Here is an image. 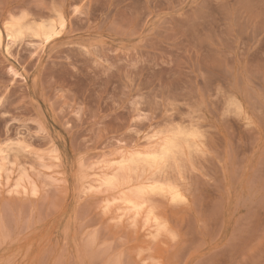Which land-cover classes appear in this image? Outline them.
Returning <instances> with one entry per match:
<instances>
[{"label":"rangeland","instance_id":"obj_1","mask_svg":"<svg viewBox=\"0 0 264 264\" xmlns=\"http://www.w3.org/2000/svg\"><path fill=\"white\" fill-rule=\"evenodd\" d=\"M0 34V264H264V0H0Z\"/></svg>","mask_w":264,"mask_h":264},{"label":"bare ground","instance_id":"obj_2","mask_svg":"<svg viewBox=\"0 0 264 264\" xmlns=\"http://www.w3.org/2000/svg\"><path fill=\"white\" fill-rule=\"evenodd\" d=\"M60 24H61V26H63V25H64V22H61ZM47 30H48V29H47ZM46 32H47V31H46ZM49 32H50V30H49ZM49 32H48V33H45L44 31H43V32L41 31V33H43V35H42V34H41V35L44 36V39H48V38H49V36H50V33H49ZM34 34H35V33H34ZM0 35H1V34H0ZM35 35H36V34H35ZM0 44H1V43H0ZM176 136H177V135H176ZM180 137H182V136H180ZM184 137H186V136L184 135ZM184 137L181 138V140H182L183 142H185V140H186V138H185V140H184ZM178 138H179V135H178ZM172 139H173V138H172ZM174 139H175V137H174ZM175 140H176V139H175ZM179 140H180V139H179ZM176 141H177V140H176ZM173 142H174V140L168 142V143H169V144H168L169 147H168L167 144H166L167 146H163L162 148H164V149H161V151H160L161 153L159 152L160 155H159L158 157H157V155H158V153H157L155 156L152 154V155H153L152 157L149 156V157H147V158H151V161H152V162H153V161L155 162L157 158H161V161H162V158H163L164 156H166L167 153H168V154L170 153V152H169L170 148H171V152H174V151H173V149H174ZM177 142H178V145H177ZM177 142H174V144H175L176 146H179V141H177ZM171 144H172L173 147L170 146ZM180 146H181V145H180ZM165 147H166V148H165ZM176 149H177V148H176ZM169 155H171V154H169ZM169 155H168V156H169ZM168 156H167V157H168ZM145 159H146V157H145ZM166 159H167V158H166ZM139 160H140V159H139ZM141 160H142V159H141ZM142 161H144V159H143ZM148 161H149V159H147V162H148ZM152 162H151V163L149 162L150 165H148V166H154V165H153L154 162H153V164H152ZM143 164H145V163H143ZM146 164H147V163H146ZM157 164H158V163H157ZM157 166H158V165H157ZM146 167H147V166H146ZM143 204H144V203H143ZM132 206H133V205H132ZM134 206H135V205H134ZM135 208H136V207H135Z\"/></svg>","mask_w":264,"mask_h":264}]
</instances>
